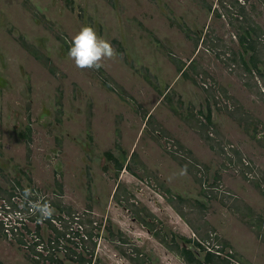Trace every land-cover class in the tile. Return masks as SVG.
Masks as SVG:
<instances>
[{"label":"rangeland","instance_id":"1","mask_svg":"<svg viewBox=\"0 0 264 264\" xmlns=\"http://www.w3.org/2000/svg\"><path fill=\"white\" fill-rule=\"evenodd\" d=\"M0 211V264H264V0H0Z\"/></svg>","mask_w":264,"mask_h":264},{"label":"clouds","instance_id":"2","mask_svg":"<svg viewBox=\"0 0 264 264\" xmlns=\"http://www.w3.org/2000/svg\"><path fill=\"white\" fill-rule=\"evenodd\" d=\"M118 53L112 44L106 39L100 37L91 26H84L72 38L71 47L67 53L68 59L74 63V66L81 70H99L104 66L105 61L114 60ZM187 174V169L182 168L179 171L180 176ZM32 195L30 188L23 191L24 200L28 201L33 214H39V222H43L53 217L55 209L51 203L43 199L32 202L29 198Z\"/></svg>","mask_w":264,"mask_h":264},{"label":"built area","instance_id":"3","mask_svg":"<svg viewBox=\"0 0 264 264\" xmlns=\"http://www.w3.org/2000/svg\"><path fill=\"white\" fill-rule=\"evenodd\" d=\"M6 208H7L6 210H10V207H6ZM21 216L22 215L20 212L12 213L7 211V213L4 212L3 214L0 211V226H2L1 230L3 231V233L6 232L9 236H14L15 239L17 237L25 238L27 234L30 233V231L26 228V224H25L26 221H24L21 218ZM34 237L36 240H40L37 239L38 236L35 235ZM35 241L33 242V244H31V246H34L33 249H35L38 252H43L42 250L44 249V246L42 244L35 243ZM25 246L29 248L28 245Z\"/></svg>","mask_w":264,"mask_h":264},{"label":"trees","instance_id":"4","mask_svg":"<svg viewBox=\"0 0 264 264\" xmlns=\"http://www.w3.org/2000/svg\"><path fill=\"white\" fill-rule=\"evenodd\" d=\"M247 35L249 37L250 33L248 32ZM245 41H246L245 38L241 39L242 44H245ZM210 120H211V113L210 111H208L207 121L210 122ZM183 240L186 244L192 243V241L189 239H183ZM193 243H195V245L199 247L200 249L205 250V247H203L199 242H193ZM181 254L184 256L185 261L188 262L189 264H220V261H219L220 258L218 257V255L212 252V250L206 251L203 261L198 259L197 253L188 247L181 248ZM49 260L52 262H58L53 257H49ZM80 262H84V259L80 258ZM90 263L91 261H89V264Z\"/></svg>","mask_w":264,"mask_h":264},{"label":"crops","instance_id":"5","mask_svg":"<svg viewBox=\"0 0 264 264\" xmlns=\"http://www.w3.org/2000/svg\"><path fill=\"white\" fill-rule=\"evenodd\" d=\"M213 119H214V117H213ZM214 122V121H213Z\"/></svg>","mask_w":264,"mask_h":264},{"label":"flooded vegetation","instance_id":"6","mask_svg":"<svg viewBox=\"0 0 264 264\" xmlns=\"http://www.w3.org/2000/svg\"><path fill=\"white\" fill-rule=\"evenodd\" d=\"M120 168H121V166H120ZM32 251V250H31Z\"/></svg>","mask_w":264,"mask_h":264}]
</instances>
